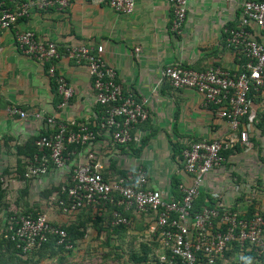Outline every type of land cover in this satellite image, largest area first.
<instances>
[{"label":"crops","instance_id":"crops-1","mask_svg":"<svg viewBox=\"0 0 264 264\" xmlns=\"http://www.w3.org/2000/svg\"><path fill=\"white\" fill-rule=\"evenodd\" d=\"M243 1L193 0L179 34L171 27L174 7L169 0H135L130 13L118 12L99 0H69L68 6L63 8H33L29 16L20 19L16 28L2 32L0 171L4 175L0 189V239L7 236L6 225L11 224L15 214L26 209L46 214L61 227L73 225L77 235L74 243L58 255L42 258L34 253L14 256L11 255L13 251L0 246V264H77V258L85 262L86 256L106 254L110 247L121 259L128 251L124 244L129 242L135 247H130L126 264H137L132 261V252H142V243L150 248L145 263L148 264L157 251H162L158 240L149 232L154 213L128 205L120 201V196L117 202H98L65 212L59 201L67 198H60L59 191L47 196L46 191L66 182L75 164L86 161L87 152L94 151L108 181L143 170L150 186L167 197L176 198L184 193L192 184L193 176L185 170L184 158L176 153L175 146L183 147L184 151L198 141H228L234 131L220 116L218 105L206 103L204 96L195 89L174 87L164 78V69L180 64L200 70L211 67L232 72L240 70L243 57L228 44V30L240 25ZM17 30H32L37 37L56 42L59 58L41 62L25 54L16 43ZM250 30L256 38L264 35L256 26ZM78 44L95 48L102 44L104 58L118 72L123 92L132 91L138 98L148 100L149 117L133 127V139L129 143H115L112 132L100 128L105 108L96 99L93 77L87 63L78 61L69 51ZM52 65L74 88L72 98L65 100L59 93L56 77L49 71ZM251 98L257 121L249 130L248 141L237 140L235 144L242 149L210 171L202 184V189L214 198L213 203L227 208L238 205L245 209L246 202L238 204L239 195L231 194L230 185V192L227 190L225 196L220 195L225 185L231 184L241 190L252 187L253 179L246 177L238 165L241 166L254 151L264 163V89L251 94ZM11 106L21 108L28 115L11 114L8 110ZM38 112L44 117H37ZM47 116L67 123L76 122L75 125L87 124L97 132V137L86 144L83 151L69 154L65 166L51 167L41 176H30L33 158L27 157L24 153L27 149L21 147L52 131L45 120ZM260 119L261 126L258 125ZM260 165L257 164L259 169ZM262 174H257V181ZM115 211L127 216L130 223L112 224Z\"/></svg>","mask_w":264,"mask_h":264},{"label":"built area","instance_id":"built-area-1","mask_svg":"<svg viewBox=\"0 0 264 264\" xmlns=\"http://www.w3.org/2000/svg\"><path fill=\"white\" fill-rule=\"evenodd\" d=\"M169 1L174 7L171 27L179 34L193 0ZM99 2H105L123 13L132 12L135 6V0ZM68 4L69 0H30L15 8H2L0 36L4 30L16 28L20 19L29 16L33 8H63ZM241 11L240 25L228 30V44L247 57L241 71L232 72L221 67L200 70L180 64H172L164 69V78L174 87L195 89L204 96L206 103L218 105L220 116L228 121L234 131L228 141H198L184 150L185 170L193 176V181L181 198L167 197L161 190L151 187L148 175L143 170L128 172L114 181L106 180L94 151L87 152L86 161L80 160L75 164L72 184L63 187L67 200L60 199L59 203L65 212L98 202H117V196H120V201L134 205L141 211L154 213L149 232L158 240L162 251H157L148 264H197L200 252L207 258L208 264H215L224 257L234 241L241 244L250 242L256 246L259 254H264L263 214L257 212L251 218H241V212L218 202L195 210V200L200 195L206 175L226 161L223 150L234 146L237 140L246 143L249 130L257 121L251 94L264 89V35L256 38L250 28L256 26L264 33V0H245ZM15 40L25 54L38 61L52 62L60 56L56 42L43 40L32 30H17ZM104 50L102 44L96 48L85 44L69 48L78 61L87 63L93 77L96 99L105 108L100 128L110 130L114 142L124 145L133 139V127L148 119V100L138 98L132 91L123 92L118 82V72L106 62ZM49 71L56 77L59 93L65 100L72 98L75 90L66 77L57 74L55 65ZM8 110L21 117L28 115L15 106ZM36 115L44 117L40 112ZM45 120L52 126V131L41 134L37 140L38 152L33 156L30 176H41L51 167L65 166L69 159L65 155L68 145L89 144L97 137V132L87 124L75 125L76 122L67 123L53 116H47ZM113 217L114 225L130 223L129 218L120 212L115 211ZM10 229L11 238L26 254L40 248L52 236L57 238V244L71 245L66 243L67 231L43 213L21 216L16 226L11 225Z\"/></svg>","mask_w":264,"mask_h":264},{"label":"trees","instance_id":"trees-1","mask_svg":"<svg viewBox=\"0 0 264 264\" xmlns=\"http://www.w3.org/2000/svg\"><path fill=\"white\" fill-rule=\"evenodd\" d=\"M27 1H30V0H0V10L2 8H15L16 5L23 3V2H27ZM242 57H243V60H242V66H243L247 61V57L245 55H242ZM182 66L187 67V68L188 67L192 68V66L190 65H182ZM242 69L243 67H241L239 71H241ZM259 122L261 123L258 125L261 126L262 119H260ZM43 134H48V133H43ZM39 136L29 141L24 147H21L23 149L25 148L27 149L26 152H24L27 157L33 158V156L38 152L36 140L39 138ZM85 147H86V144H83V143L70 144L67 146L65 150V155L68 156L73 151L81 152L84 150ZM175 148H176V153L182 157L184 148L179 147V146H175ZM241 149L242 148L239 144H235L231 148L223 150V154L225 155L226 160H227L231 154ZM3 175L4 174L2 173V171H0V189L3 184L2 183ZM71 179H72V174L69 175L67 181L62 183V185L58 187H54L53 189L50 188L48 191H46L47 193L44 192V194L46 193V195L48 196L54 191H59L60 198H67V192L63 191V187L69 186L70 184H72ZM0 195H2V190H0ZM182 196H183V193H180L177 195L176 198H181ZM213 202H214V198L212 197L211 193L206 190L201 189L199 197L195 200V210H200L204 205L206 204L209 205V204H212ZM110 204L111 203H109V205ZM256 204H257L256 200L248 204V206H246L245 212H241L240 217L241 218L253 217L255 214L256 208H257ZM232 209L238 211V206L237 205L233 206ZM28 214L37 216L38 212L37 210L32 211L30 209H26L25 211L16 213L14 218L11 220V224L6 225L7 236H3L0 239V243H1L0 246L1 247L3 246L4 248L10 251H13L11 255L20 257V255L23 256L26 254V253H23L22 250L17 247L16 241L11 238L12 232L10 229V225L16 226V221H19L21 216H25ZM262 214L264 215V212ZM122 226L123 225L119 226V228H121ZM63 228L67 231V234H68L66 243H71V242L74 243V240L76 238L75 236L77 235L76 234L77 229L73 225L63 226ZM56 242H57V238L52 236L50 237L49 241L45 242L40 248H35V250L33 249L30 253H27V254L34 253L35 255H39L41 258L46 257V256H51V255H58L59 252L64 251L66 249V246L64 244H57ZM142 248H143L142 252H137V251L132 252V261H134L137 264H145L148 260V254H149L150 248L146 246V243H142ZM0 258H2L1 254H0ZM197 264H208L207 258L204 256L202 252L199 253V262ZM215 264H264V254H259L258 251L256 250V246L250 242H245L241 244L237 241H234L233 244L230 246V248L225 251L224 257L219 258Z\"/></svg>","mask_w":264,"mask_h":264},{"label":"rangeland","instance_id":"rangeland-1","mask_svg":"<svg viewBox=\"0 0 264 264\" xmlns=\"http://www.w3.org/2000/svg\"><path fill=\"white\" fill-rule=\"evenodd\" d=\"M254 159H256V162H254ZM252 164H254L253 167H251ZM257 164H261L260 165L261 170L259 169ZM238 167L239 168L241 167V171H242V173L245 174L246 177L253 179L252 181L250 179L252 187L248 190H241L240 188H235V186L233 187L231 184H228V185H225L222 189L225 191H222V190L220 191V195L225 196V193H228L227 190L230 192V190L232 189L231 194H238L239 195L238 198L240 200L237 201L238 204L246 202V206H248V204H250V203H252V201L256 200L257 208H256L255 213L259 212L262 214L264 212V174H262V173H264V163L259 159V153L254 151L252 156L247 157V159L243 160L241 162V166L238 165ZM226 168L228 169L227 166H226ZM257 169H259L260 172H258ZM257 172L259 174L260 173L262 174L261 175L262 178L260 177L261 180H258V181H257V178H258ZM254 176H256V177L254 178ZM250 181L249 180L246 181V184H248ZM256 182L259 183V185H257ZM229 185H230L231 189H230ZM260 187L262 189L258 190ZM240 206L243 207V205H240ZM245 210H246V207L244 209V208H240L238 206V211L245 212ZM124 246L127 248L128 251H126V253L124 254V257H122L121 259L115 255V252H111L112 250L110 247V248H108V252H106V254L96 253V254L91 255L89 257L86 256L84 259L85 262H83V260L81 262H79L80 260H79V258H77L78 259L77 264L78 263H81V264H126L128 256L130 255L129 249H130V247L134 248L135 244L132 242H129L128 245H126V243H125ZM139 246H140V244L138 243L137 247L139 248ZM126 254H127V256H125Z\"/></svg>","mask_w":264,"mask_h":264}]
</instances>
